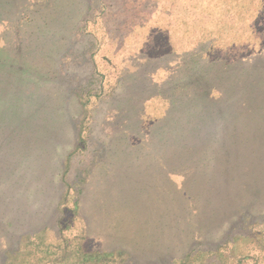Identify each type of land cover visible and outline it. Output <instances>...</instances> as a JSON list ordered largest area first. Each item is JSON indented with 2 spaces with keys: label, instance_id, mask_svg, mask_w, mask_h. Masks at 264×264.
<instances>
[{
  "label": "rangeland",
  "instance_id": "374dc122",
  "mask_svg": "<svg viewBox=\"0 0 264 264\" xmlns=\"http://www.w3.org/2000/svg\"><path fill=\"white\" fill-rule=\"evenodd\" d=\"M83 1L86 4L77 15L79 22L61 54L59 68L84 64L70 70L80 73L96 67L107 78L114 77V64L119 61L139 63L147 68L145 79L150 85L166 89L161 99L148 100L145 128L137 135L129 134L130 146L148 143L154 123L191 110L207 114L225 110L230 117H248L253 126L261 121L264 125L263 109L240 99L249 76L258 77L264 70V0ZM125 80L129 87H137L133 76L126 75ZM116 86L106 84L110 93ZM77 93L86 104L90 94L99 90ZM99 100L90 106L94 111L96 105L102 106L108 126L94 120L83 128L72 159L86 151L92 132L111 137L116 135L111 126L126 124L117 120L114 110H105L110 109L109 103ZM263 125L254 128L264 129ZM129 126L136 132L139 128L134 122ZM107 141L114 150L121 148L118 139ZM234 151L239 155L236 160L230 155L209 174L159 169L150 177L153 189L143 196L123 186L118 194L111 185L106 187V177L91 180L87 169H79L82 161H73L58 205L63 223L43 231L34 246H23L21 256L31 262L33 247L34 255L44 258L37 264H57L63 254L59 240L66 236V264H152L151 258L159 252L162 257L156 264H264V134L255 154L252 148ZM235 168L241 176L235 175ZM91 198L97 205L84 210L83 204ZM141 201L151 202L156 207L153 211L167 208L169 213L157 216L147 210L136 215L135 205ZM84 213L90 216V226H85ZM122 232L129 233L136 258L104 245L127 244ZM199 235L205 242H196ZM168 254L176 256L165 258Z\"/></svg>",
  "mask_w": 264,
  "mask_h": 264
},
{
  "label": "trees",
  "instance_id": "16d2710c",
  "mask_svg": "<svg viewBox=\"0 0 264 264\" xmlns=\"http://www.w3.org/2000/svg\"><path fill=\"white\" fill-rule=\"evenodd\" d=\"M85 4L83 0L58 3L0 0V264L43 262L42 255H34L33 247L31 262L24 261L22 247L34 246L43 231L63 223L58 205L73 161L74 164L82 161L79 169H87L91 180L106 177V187L111 185L118 194L123 186L143 196L153 189L154 181L150 177L160 173L159 169L184 175L209 174L216 164L230 160V155L236 160L235 156L239 155L233 150L252 148L251 154H255L263 138L264 129L254 128L263 125L262 121L253 126L248 117L238 114L230 117L225 110L211 114L191 110L184 115H169L161 129L159 126L163 123H154L150 126L148 143L130 146L129 134L137 135L142 126L145 128L143 117L149 110L148 100L161 99L166 89L150 85L145 79L148 70L139 63L119 61L114 64V77L107 78L96 67H86L80 73L70 70L84 64L59 68L61 54L68 46L79 22L77 15ZM13 40H16L14 46L10 42ZM126 75L135 78L136 88L129 87ZM249 77L241 102L248 100L253 107L259 105L264 114V70L258 77ZM107 83L117 84L111 93ZM93 89L99 93L90 94L91 101L88 99L85 104L78 100L77 92ZM96 99L109 103L110 109L105 107V110H114L117 120L126 124L111 126L116 132L111 137L92 132L86 151L72 159L71 153L83 128L93 125L94 120L108 126L102 106L96 105V111L90 106ZM131 122L139 125L137 132L129 128ZM113 138L121 144L119 151L107 141ZM234 173L241 176L239 168ZM124 195L121 198L127 196ZM96 205L92 198L83 204L87 211ZM155 209L151 202L141 201L135 205L134 212L137 215L149 210L157 216L169 213L167 208ZM82 216L85 226H90V216L87 213ZM58 231L63 236V231ZM123 236L127 244L104 245L108 250L126 251L131 258H136L129 233L122 232ZM65 238L59 240L63 254L57 264H66L68 260ZM196 239L197 243L205 242L201 235ZM174 255L168 254L165 258ZM161 257V252L154 254L150 263H158Z\"/></svg>",
  "mask_w": 264,
  "mask_h": 264
}]
</instances>
